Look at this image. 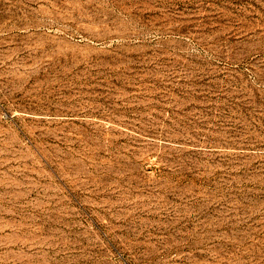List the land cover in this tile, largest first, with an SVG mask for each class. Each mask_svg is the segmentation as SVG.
Segmentation results:
<instances>
[{
    "label": "rangeland",
    "instance_id": "374dc122",
    "mask_svg": "<svg viewBox=\"0 0 264 264\" xmlns=\"http://www.w3.org/2000/svg\"><path fill=\"white\" fill-rule=\"evenodd\" d=\"M0 264H264V0H0Z\"/></svg>",
    "mask_w": 264,
    "mask_h": 264
}]
</instances>
